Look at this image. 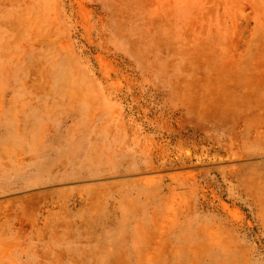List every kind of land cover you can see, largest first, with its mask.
Masks as SVG:
<instances>
[{"label":"rangeland","instance_id":"rangeland-1","mask_svg":"<svg viewBox=\"0 0 264 264\" xmlns=\"http://www.w3.org/2000/svg\"><path fill=\"white\" fill-rule=\"evenodd\" d=\"M0 264H264V0H0Z\"/></svg>","mask_w":264,"mask_h":264}]
</instances>
